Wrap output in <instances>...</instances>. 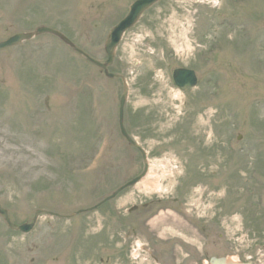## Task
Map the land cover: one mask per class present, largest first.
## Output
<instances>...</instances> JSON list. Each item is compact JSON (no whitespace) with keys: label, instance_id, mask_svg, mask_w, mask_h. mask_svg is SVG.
<instances>
[{"label":"rangeland","instance_id":"374dc122","mask_svg":"<svg viewBox=\"0 0 264 264\" xmlns=\"http://www.w3.org/2000/svg\"><path fill=\"white\" fill-rule=\"evenodd\" d=\"M132 2L0 0V41L44 25L103 63ZM178 68L195 71L194 89L174 86ZM108 72L116 77L45 35L0 52V204L14 226L37 209L67 216L42 214L27 235L0 219V264H133L139 241L157 245L163 264H264V0H161L125 33ZM122 80L124 126L148 177L70 219L142 169L118 133ZM168 190L174 227L159 240L171 246L141 222L139 241L125 242L123 207Z\"/></svg>","mask_w":264,"mask_h":264},{"label":"water","instance_id":"95a60500","mask_svg":"<svg viewBox=\"0 0 264 264\" xmlns=\"http://www.w3.org/2000/svg\"><path fill=\"white\" fill-rule=\"evenodd\" d=\"M158 0H136L130 7H129V11L127 16L120 21L115 28H113V30L110 32L107 41L105 43V47H104V51L107 57V60L105 63L100 64L98 62H95L93 60H91L90 58H87V60L94 64L95 66H97L98 68H100L103 72L104 75L108 78H112L113 76L111 74L107 73V67L110 66L112 64L113 61V57H114V53H115V48L117 46V44L119 43L122 34L130 29L139 19L140 15L147 10L150 6H152L153 4H155ZM41 34H49V35H53L57 38H59L60 40H62L64 43H66L69 46H73L72 44L69 43L68 40H66L61 34H59L58 32L51 30V29H47V28H39L37 29L35 32L33 33H20V34H15L9 38H7L4 41L0 42V51L4 50L6 48L18 45L24 41H28L30 39H32L35 36L41 35ZM78 53H81L80 51L76 50ZM173 79L175 81V83L177 84V86H179L182 90H185L189 87H192L195 84V78L192 72L189 71H184V70H177L173 73ZM126 94H127V89L124 87L123 89V94L121 96L120 99V104H119V126H120V132L121 134L124 136V138L126 139V141L128 142V144L130 146L135 147L137 150H139V152L141 153L142 157H143V161L145 163L144 165V169L143 172L137 176L136 178L132 179L131 181L127 182L126 184H124L123 186H121L120 188H118L114 193H112L109 197H107L105 200H103L102 203L112 199L113 197H115L119 192H121L122 190L133 186L134 184H136L138 181H140L144 176L145 173L147 171V165H146V159H145V154L143 152V150L134 142H132L130 140V138L126 135L123 126H122V116H123V106L125 103V98H126ZM100 205V204H99ZM97 207V206H96ZM36 214H38V212H36ZM0 216L4 219V221L6 223H8V225H10L9 223V219L7 217V212L2 209L0 207ZM35 223V218L33 220V222L30 225H21L18 230L21 232H28L32 229V227L34 226ZM207 264H244V263H237V262H233L230 261L228 259L225 258H211L209 260V262Z\"/></svg>","mask_w":264,"mask_h":264},{"label":"flooded vegetation","instance_id":"af4514ba","mask_svg":"<svg viewBox=\"0 0 264 264\" xmlns=\"http://www.w3.org/2000/svg\"><path fill=\"white\" fill-rule=\"evenodd\" d=\"M174 203H176V199L169 197V191H168L166 198H159V197L149 198L146 201L140 202L137 205L124 207V209L126 210H124V212L120 214L124 220L123 221V223L125 224L124 228H126L124 229V239L133 240L134 238H136L135 236H133V234H138V233L134 228L139 224V222H141L144 225H146L147 233L149 234L151 241L153 243L165 242L166 243L165 246L169 248V246H171L170 242H173V241H169V236L164 240H159V239L161 235H165V234L169 235V228L174 227L169 221V208H171L170 204H174ZM160 210L168 211L166 221L159 220ZM116 214L119 213L114 212L115 216H117ZM144 246H145V250L148 252L147 255L148 259L154 261L169 260L167 259L165 254L160 255V253L157 254L155 253V249L157 250V245L155 246V248L153 244H151V247L150 244L149 245L145 244ZM188 256L189 255L186 254L185 258H189Z\"/></svg>","mask_w":264,"mask_h":264}]
</instances>
